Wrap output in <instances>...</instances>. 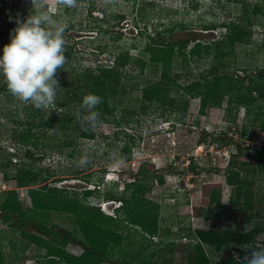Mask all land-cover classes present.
I'll list each match as a JSON object with an SVG mask.
<instances>
[{
  "label": "rangeland",
  "instance_id": "obj_1",
  "mask_svg": "<svg viewBox=\"0 0 264 264\" xmlns=\"http://www.w3.org/2000/svg\"><path fill=\"white\" fill-rule=\"evenodd\" d=\"M256 6L261 10L256 11ZM91 8L94 16L89 15ZM37 10L33 8L31 0H0V56L3 55L4 41L1 37L7 27V13L21 11L28 18ZM43 10L52 13L51 16L65 27L67 46L76 49L71 54L66 52L67 63L59 70L62 72L58 79L68 76L76 80V76L88 68L94 70L100 63L111 64L114 56L127 49L133 57L142 55L149 34L155 35L157 31L170 28L173 31L166 33L164 40H189L188 52L195 46L196 42L191 40L194 36L199 41H207L204 44L212 43V52H203L201 59L193 56H188L187 62L175 59L171 76L177 79L176 84L193 83L203 76L211 79L213 75L209 70L215 66L220 74L233 75L239 84L248 87L250 79H254L256 73L264 68V0H79L78 7L68 8L67 11L57 0H47ZM232 23L246 27L251 35L246 36L244 43L228 51L220 48L216 41H222L228 33L224 26ZM204 26L218 27L206 31L202 30ZM219 50L226 52L217 58ZM143 56L149 59V56ZM155 66L148 64L140 74V66L132 61L124 70L131 75L130 88L155 83L159 77ZM3 78L0 75V79ZM134 89L137 90V86ZM247 89L243 88L241 92ZM135 91L133 98L141 95ZM241 92L236 89L234 93ZM183 95H186L183 91L177 95L174 89L170 97L177 96L180 100L177 108L183 106L181 100H187L185 111L154 102L148 110L135 112L138 103L127 104L129 101H126L122 107L128 105L130 114L125 117L117 110L120 118H110V122L99 119L95 126L86 125L82 119L76 118L80 125L77 127L73 157L72 147L61 149L64 134L55 128H45V136H55L56 149L48 148L46 139H40L38 146H33L35 157L39 159L36 161L37 170L51 167L54 173L50 185L65 190L71 198L78 197L85 203L101 206V210L109 215L117 213L114 211L120 203L111 204L113 202H105L102 198L107 195L110 198L121 197L124 182L133 181L141 165H155V173L151 171L144 182V200L150 201V209L159 211L160 231L155 236H149L139 225L131 224V220L121 215L112 224L124 238L120 245H110L105 256L107 264H197L198 239L195 234L210 228L244 233L255 227L259 229L256 244L240 245L243 251H250L249 254L233 252L236 264L244 263L245 257H250L255 247L264 246V131L261 127L264 99L259 98L249 105L234 104L230 107L227 94L220 106L216 107L213 101L203 114L200 97ZM254 97L257 98V94ZM80 111L83 114L84 110ZM29 112L32 111L23 110V104L16 98L9 100L0 95V117L9 116L3 118L4 122L0 125L2 163L9 164L10 158L23 162L13 155L20 147L11 138L13 133L9 127L12 125L8 120L21 118L26 121ZM44 112L51 114L52 111L48 109ZM85 129H89V136H82ZM93 132L94 136H91ZM225 137L228 140H223ZM128 144L132 147L131 151L127 149ZM43 154L45 156L40 160ZM85 158L87 162L81 163ZM121 159L123 163L115 166L116 161ZM25 162L30 163L28 160ZM229 165L241 170L243 190L249 191L252 207L245 206L237 211L214 206L211 218L198 217L195 209L204 205L203 189L206 184H221V203L226 206L230 204L234 189L225 176ZM160 175L165 177L164 184L158 182ZM54 179L62 181L55 182ZM45 184L33 187L41 188ZM95 187L101 190L93 197H86L85 190ZM13 189L17 190L24 209L31 208L30 188H18L15 180L4 179L0 172V203ZM41 213L36 215L37 220H30L32 225H38V220H42L60 232L62 237L82 238L76 215L57 211ZM15 228L13 221L7 222L0 217V253L5 264L45 262L47 251L22 240L20 230L15 233ZM28 231L32 232V229ZM41 236L50 239L49 236ZM229 245L236 244L230 242ZM66 246L68 252L75 256L83 253V247L77 242L71 241ZM203 247L211 264L221 261L227 250L224 248L219 252L214 246L206 244Z\"/></svg>",
  "mask_w": 264,
  "mask_h": 264
},
{
  "label": "trees",
  "instance_id": "obj_2",
  "mask_svg": "<svg viewBox=\"0 0 264 264\" xmlns=\"http://www.w3.org/2000/svg\"><path fill=\"white\" fill-rule=\"evenodd\" d=\"M67 10L68 8L64 7V11ZM255 10L258 11L261 9L256 6ZM49 15H52V13H49ZM89 15L94 16L93 8L90 9ZM120 16L121 18H125L124 15ZM6 18L7 27L2 31L3 36L1 37V40L4 41V46L11 42L14 29L18 26L17 21L22 22L27 19L25 18V14L21 11L16 13L9 12ZM101 19L107 22L106 18L102 17ZM217 27L218 26H204L202 30L212 31ZM224 27H226L228 33L224 36L222 41H216L217 44L220 45V48L224 50H233L236 45L244 43L247 37L251 35V32L247 31L248 29L246 27L235 25L234 23ZM105 31L108 32V30ZM172 31L173 28H170L157 31L155 35L149 34L148 42L141 52L142 55L133 57L129 49H127L114 56V60L111 61V64L106 65V63H100L94 70L88 68L84 72L79 73L76 76V80L68 76H63L59 79L62 90L58 92L56 107L51 109V114L44 112V109H36L31 104L22 103L23 110L28 109L32 111L28 113L26 121L21 120V118L8 120L12 125L9 127L10 132L13 133L11 138L15 140L16 143L14 144L20 147L13 155L16 158L19 157L23 162L21 161L20 163L17 160L13 161V158L9 159V164H4L0 161V172L4 179L15 180L18 188H30L29 193L32 207L24 209L17 190H9L5 199L0 203V217L4 221L14 222L16 227L15 233L17 230H20V238L22 240L38 245L47 251L46 261L42 262V264H107L105 256L110 250V245H120L124 238L123 234L115 229L112 224L114 221H118L121 215L126 217L127 220H131V224L139 225L143 232L149 236H155L160 231L159 211L150 209V201L144 200V182L149 178L148 174L151 171L155 173L154 164L145 163L141 165L135 173L133 181L124 182L125 188L122 191L123 195H121V197L111 196L110 198V195L106 196L107 199L101 197L105 202L120 203L119 207L114 211L117 212L118 215L117 213L109 215L101 210V206L85 203L77 199L78 197L71 198L69 193H65V190L50 185V179L54 177L51 167H44L37 170L36 161L39 159L35 157L36 153L33 146L37 147V143L40 139H46L48 143L45 144L48 148L56 149L58 147L56 145L57 143H55V136H45V133H47L45 128L53 130L55 128L62 131L64 138L61 140V149L65 146L69 148L72 147L71 157L74 156V146L76 144V138L78 137L76 136V132L77 127L80 125L75 119L78 118L77 112L82 109V98L85 95L92 93L103 98V103L98 108L101 114L99 119L108 122L112 120L110 118L116 120V118L119 117L117 110L120 111L123 117L130 114V107H128V105L122 107L126 101H129L127 104L134 102L138 103L135 112L138 110L139 112L148 110L154 102H159L161 106L167 105L175 109L178 107L177 105L180 100L177 96L170 97L174 89L177 91V95L180 91H183L184 94H186L183 96H188L189 98L194 96L200 97L202 100L201 109L203 114L206 107L211 105L213 101L216 107L220 106L223 98L227 94L229 95L228 102L230 107L234 104L249 105L259 98L264 99V68L256 73L254 79H250V85L248 87L239 84L236 81L237 78L233 75L227 73H222L223 75L220 74V71H218L215 66H212L209 70L210 74L213 75L211 79L203 76L200 79H196L193 83L176 84L175 81L177 79L174 80L171 76L172 64L175 62V59H182L184 62H187L188 56L201 59L204 57L203 52H212V48L210 47L212 43L210 41L204 44L203 42L207 41H199L195 39L193 35L194 38L191 40L196 43L188 52L187 46L190 43L189 40L185 42H169L164 40L166 33H171ZM74 50H76L74 46H66V52H68V54H71ZM224 50L218 51L219 54L217 58L225 54L226 51L224 52ZM143 54L149 56V59H146ZM132 61L140 66V74H143L148 64L157 65L155 68L156 71L159 72L158 80L155 83H149L141 88H138L139 85H134L137 86V90L134 89V86L130 88L131 78L129 77L131 75L125 73L124 70L128 68ZM61 72L62 71H58V76H60L59 74H61ZM241 88L248 89L246 92L242 93ZM236 89L239 90L241 94H235L234 92ZM135 90L137 92L139 91L141 95H137L136 98H133L132 96ZM256 94L257 98L254 97ZM0 95L9 100L15 98L8 91L7 83L4 78L0 79ZM181 103L183 106L180 105V107L175 110L185 111L187 109L188 101L181 100ZM119 107L122 108L120 109ZM79 113L82 112L80 111ZM2 117L7 119L9 116L6 114ZM3 118L0 117V125L4 122ZM261 127L264 131V121L261 123ZM88 131L89 129H85L82 136H89L87 134ZM91 136H94V132ZM223 140L228 139L225 137ZM127 146V149L131 151L132 147L130 144ZM44 156L45 154L40 157V160H42ZM25 160L30 161V163H26ZM42 172L46 174L43 175ZM225 176L227 183L234 189L230 204L226 206L221 203V184H206L203 189L204 205L203 207H197L195 209V213L198 217L211 218L213 216L214 206L219 209L227 207L237 211L243 210L245 206L248 208L252 207L249 191L243 190L244 178L242 177L241 170L229 165L225 170ZM54 181L58 182L62 180L54 179ZM88 182H91V180H88ZM158 182L164 184L165 177L160 175ZM42 183L46 184L41 188L33 187ZM99 190H101L100 187L87 189L85 190V196L88 198L93 197ZM62 193L65 194L63 195ZM45 211L68 212L76 215L82 238L78 240L76 237L73 239L68 236L62 237L60 232L55 231L53 227L49 226V223L42 220H38V225H32L30 223V220L38 219L36 215L39 216L42 214L41 212ZM28 229H32V232L28 231ZM41 234L49 236L50 239H45ZM258 234L259 229L257 227L245 233L233 229L220 230L210 228L208 230H199L195 234V237L198 239L196 245L199 256V258L197 257V264H211L205 253L203 244L214 246L219 252L223 251L224 248L227 249L222 260L216 264H236L232 256L233 252L242 251L249 254L250 251H243L240 245L250 243L256 244L255 239ZM71 241L77 242L83 247V253L80 256H75L68 252L66 245ZM230 242H234L236 245H229ZM256 249L257 247L253 250ZM0 264H5L1 253ZM237 264H246V262Z\"/></svg>",
  "mask_w": 264,
  "mask_h": 264
},
{
  "label": "clouds",
  "instance_id": "obj_3",
  "mask_svg": "<svg viewBox=\"0 0 264 264\" xmlns=\"http://www.w3.org/2000/svg\"><path fill=\"white\" fill-rule=\"evenodd\" d=\"M31 3L38 10L26 20L17 21L11 42L4 46L0 56V75L10 94L21 103L31 104L36 109H54L58 92L62 90L58 71L67 63L65 27L43 10L47 0H31ZM57 3L66 8L79 6V0H57ZM102 103L103 98L99 95H85L81 103L84 112H78V118L86 125H97L101 115L98 108ZM86 162V158L81 161ZM122 163V159L118 160L115 166ZM245 262L264 264V246L245 257Z\"/></svg>",
  "mask_w": 264,
  "mask_h": 264
},
{
  "label": "crops",
  "instance_id": "obj_4",
  "mask_svg": "<svg viewBox=\"0 0 264 264\" xmlns=\"http://www.w3.org/2000/svg\"><path fill=\"white\" fill-rule=\"evenodd\" d=\"M206 230H208V229H206Z\"/></svg>",
  "mask_w": 264,
  "mask_h": 264
}]
</instances>
